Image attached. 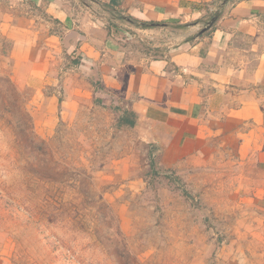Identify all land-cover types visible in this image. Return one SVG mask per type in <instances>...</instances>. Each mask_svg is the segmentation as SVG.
<instances>
[{"label": "rangeland", "instance_id": "obj_1", "mask_svg": "<svg viewBox=\"0 0 264 264\" xmlns=\"http://www.w3.org/2000/svg\"><path fill=\"white\" fill-rule=\"evenodd\" d=\"M119 15L108 12L107 22L126 24ZM7 43L0 38L1 256L11 264H264V214L239 205L232 158L214 152L163 167L137 130L119 127L121 104L97 90L73 118L57 105L53 132L48 104L19 79Z\"/></svg>", "mask_w": 264, "mask_h": 264}, {"label": "crops", "instance_id": "obj_2", "mask_svg": "<svg viewBox=\"0 0 264 264\" xmlns=\"http://www.w3.org/2000/svg\"><path fill=\"white\" fill-rule=\"evenodd\" d=\"M3 1L0 38L53 132L57 105L73 118L97 90L165 168L226 153L239 205L264 214V0Z\"/></svg>", "mask_w": 264, "mask_h": 264}, {"label": "trees", "instance_id": "obj_3", "mask_svg": "<svg viewBox=\"0 0 264 264\" xmlns=\"http://www.w3.org/2000/svg\"><path fill=\"white\" fill-rule=\"evenodd\" d=\"M111 2L113 4H115L117 2V0H112ZM215 16L216 15H212L211 18H213ZM118 124H119V127H122V128H130V127L135 126V124H136L135 113L132 111H125V112L123 111L122 115L119 117V123Z\"/></svg>", "mask_w": 264, "mask_h": 264}, {"label": "water", "instance_id": "obj_4", "mask_svg": "<svg viewBox=\"0 0 264 264\" xmlns=\"http://www.w3.org/2000/svg\"><path fill=\"white\" fill-rule=\"evenodd\" d=\"M215 20H212L210 23H208V25H206V27L203 29V31L208 30L209 28L212 27V25L214 24Z\"/></svg>", "mask_w": 264, "mask_h": 264}]
</instances>
